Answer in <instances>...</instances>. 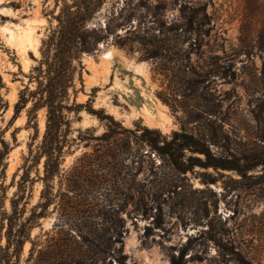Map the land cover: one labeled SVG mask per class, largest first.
Instances as JSON below:
<instances>
[{"label":"rangeland","instance_id":"rangeland-1","mask_svg":"<svg viewBox=\"0 0 264 264\" xmlns=\"http://www.w3.org/2000/svg\"><path fill=\"white\" fill-rule=\"evenodd\" d=\"M20 1L21 8L13 10L0 0V139L9 147L4 170L0 166V212L10 209L29 145L34 148L44 132L45 108L36 111L34 121H28L31 103L15 120L11 117L19 91L35 87L28 76L62 5L61 0ZM124 1L105 0L88 25L103 28L108 23L115 31L120 20L109 21L108 16ZM156 4L158 17L167 24L177 23L180 6L206 11L209 34L200 50L190 54L189 65L209 71L210 82L167 86V79L152 74L154 60H141L137 45L133 50L119 48L112 36L94 53L84 54L81 79L78 74L74 78L76 100L104 110L112 121H99L86 110L79 117L69 114V144L50 184L55 197L31 238L42 245L47 235L53 236L56 245L74 248L78 244L71 234L78 242L79 236L85 242L95 236L98 243L109 237L116 240L112 248H122L124 264H169L171 255L183 247L185 264H235L233 252L250 264H264V0H130L123 17L130 12L147 19V8ZM164 44L182 50L181 58L189 54L188 42ZM161 98L182 105L189 114L181 108L172 111ZM208 108L211 115L204 112ZM191 116L195 121H189ZM180 127L205 134L211 153L241 173L199 166L179 173L167 162L160 163L145 143L153 135L143 128L169 137ZM108 143L148 153L132 158L119 152L120 158L103 169L89 165L84 155ZM76 164L80 166L74 168ZM31 185L27 210L42 189L41 181ZM29 248L25 243L21 264H31L26 260ZM62 262L70 264L69 257ZM71 264L102 263L91 257ZM111 264L120 263L112 259Z\"/></svg>","mask_w":264,"mask_h":264},{"label":"trees","instance_id":"trees-1","mask_svg":"<svg viewBox=\"0 0 264 264\" xmlns=\"http://www.w3.org/2000/svg\"><path fill=\"white\" fill-rule=\"evenodd\" d=\"M6 1L7 3H5ZM61 1L59 12L54 16L57 23L50 28L42 40L40 59L28 76V82H35V87L30 89L28 85L24 86L19 91L18 100L14 104L11 120H15L28 103H31L28 110V121H34L36 111L40 108H45L46 119L41 140L34 148H32L33 143L29 145L28 154L20 166L21 173L15 182L16 190L9 200L10 209L0 212V264H21L23 247L27 242L30 243V248L26 260L31 264H41L42 262L44 264H62V260L66 257H69L70 264L91 257L100 260L102 264H111L112 259L124 264L125 255L122 253V248H112L116 240L109 237L98 243L99 238L95 236H92L88 242L79 236L81 241L78 242L71 234L73 242L78 244L74 248L56 245L53 236L47 235L42 245L40 239L34 241L31 238L33 228L40 225V219L46 216L52 197H55L50 192L52 188L50 184L53 178L59 174L64 159V149L69 144L68 137L71 132L69 114L79 117V113L86 110L99 121L104 119L112 121L110 115L104 114V110H95L91 106H87V103L76 100L75 75L78 74L81 79L84 68L83 55L94 53L98 50L100 42L107 41L108 37L112 36L114 44L119 48L127 47L129 50H133L136 47L134 45H137L141 60H154L151 72L167 79V86L207 85L210 82V72H199L192 65L190 66L189 62L190 54L200 50L204 37L209 34L207 26L209 19L206 11L202 8L183 5L179 7L177 23L167 24L162 17H158L159 6L157 4L152 9L147 8L151 11L148 12L147 19L139 20L130 12L123 17V10H127L130 6V0H125L120 8H115L109 13V21L120 20L117 22L118 29L112 32L108 23L103 28L88 25L89 21L101 9L105 0ZM5 2L2 4L4 7H11L13 10L21 8L20 0H5ZM103 31H105V35L101 34ZM169 40L188 42L189 54L185 53L184 58H181L182 50L165 46L164 41L168 42ZM81 87L83 88L82 85ZM161 100L172 111L174 108L183 110L182 105L168 103L167 98H161ZM183 111L189 114L186 110ZM204 112L206 115L212 114L210 108ZM191 117L189 121H195V116ZM206 125L208 126L207 123ZM143 132L153 135V138L146 139L145 143L160 158V163L167 162L179 173H185L195 166L236 169L241 173L240 170L224 164L211 153L210 139H207L205 134H194L186 131L183 127L172 131L169 137L162 135L156 129L143 128ZM108 144L102 148L104 151L94 150V153H99L98 157H93L94 153L84 155V158H89V165L92 163L103 169V165L110 160L114 161L120 158L119 152L123 154V157L130 155L132 158L136 154L142 156L148 153H140L138 150L133 152L132 148L126 144L125 148L120 147V149ZM186 152H190V154ZM8 153V144L1 138L0 166H3L2 170L5 168L4 161ZM91 158L94 159L91 160ZM42 160V170L40 171L39 164ZM81 161L83 159H80ZM257 165L259 163L250 167ZM79 166L76 164L73 167ZM32 170L34 177L31 176ZM37 180L42 182L39 199L27 210L32 191L30 184ZM49 252H51L49 257L41 258L43 254ZM186 252L187 249L183 247L178 253H173L169 264H185ZM233 255L232 261L235 264H250L240 253L233 252Z\"/></svg>","mask_w":264,"mask_h":264},{"label":"bare ground","instance_id":"bare-ground-1","mask_svg":"<svg viewBox=\"0 0 264 264\" xmlns=\"http://www.w3.org/2000/svg\"><path fill=\"white\" fill-rule=\"evenodd\" d=\"M105 57H109V52L104 53Z\"/></svg>","mask_w":264,"mask_h":264}]
</instances>
